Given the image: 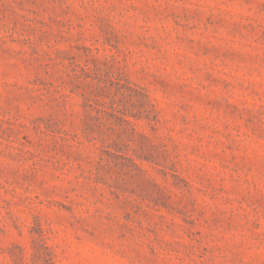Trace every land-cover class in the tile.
Returning <instances> with one entry per match:
<instances>
[{
  "label": "rangeland",
  "instance_id": "rangeland-1",
  "mask_svg": "<svg viewBox=\"0 0 264 264\" xmlns=\"http://www.w3.org/2000/svg\"><path fill=\"white\" fill-rule=\"evenodd\" d=\"M0 264H264V0H0Z\"/></svg>",
  "mask_w": 264,
  "mask_h": 264
}]
</instances>
